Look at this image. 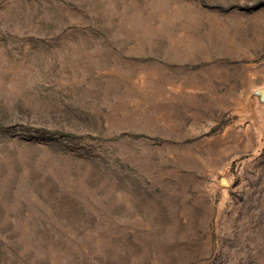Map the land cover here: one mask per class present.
Instances as JSON below:
<instances>
[{"label": "rangeland", "instance_id": "1", "mask_svg": "<svg viewBox=\"0 0 264 264\" xmlns=\"http://www.w3.org/2000/svg\"><path fill=\"white\" fill-rule=\"evenodd\" d=\"M263 82L264 0H0V264H264Z\"/></svg>", "mask_w": 264, "mask_h": 264}, {"label": "water", "instance_id": "2", "mask_svg": "<svg viewBox=\"0 0 264 264\" xmlns=\"http://www.w3.org/2000/svg\"><path fill=\"white\" fill-rule=\"evenodd\" d=\"M246 103L252 113H254L258 107L264 105V82L250 90L246 97Z\"/></svg>", "mask_w": 264, "mask_h": 264}]
</instances>
